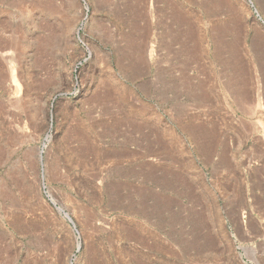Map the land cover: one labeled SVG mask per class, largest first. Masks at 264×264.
I'll return each mask as SVG.
<instances>
[{
	"label": "rangeland",
	"instance_id": "374dc122",
	"mask_svg": "<svg viewBox=\"0 0 264 264\" xmlns=\"http://www.w3.org/2000/svg\"><path fill=\"white\" fill-rule=\"evenodd\" d=\"M0 264H264V0H0Z\"/></svg>",
	"mask_w": 264,
	"mask_h": 264
},
{
	"label": "water",
	"instance_id": "95a60500",
	"mask_svg": "<svg viewBox=\"0 0 264 264\" xmlns=\"http://www.w3.org/2000/svg\"><path fill=\"white\" fill-rule=\"evenodd\" d=\"M60 210H62L61 208H59ZM67 215V217L72 221V219L70 218V216L68 215V214H66Z\"/></svg>",
	"mask_w": 264,
	"mask_h": 264
}]
</instances>
